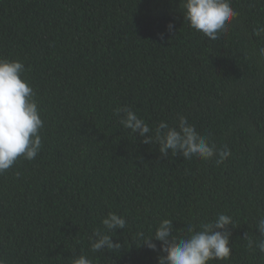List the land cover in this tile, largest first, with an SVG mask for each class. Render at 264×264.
Here are the masks:
<instances>
[{
	"label": "trees",
	"instance_id": "obj_1",
	"mask_svg": "<svg viewBox=\"0 0 264 264\" xmlns=\"http://www.w3.org/2000/svg\"><path fill=\"white\" fill-rule=\"evenodd\" d=\"M183 2L0 0V58L24 64L43 121L37 157L0 174L5 264H158L161 242L154 252L138 232L170 219L185 235L221 213L232 254L209 264H264L244 238L259 239L264 214V0H230L237 15L216 40L189 27ZM125 106L153 131L182 115L231 155L162 156L120 124ZM109 212L126 219L122 247L94 252Z\"/></svg>",
	"mask_w": 264,
	"mask_h": 264
},
{
	"label": "clouds",
	"instance_id": "obj_2",
	"mask_svg": "<svg viewBox=\"0 0 264 264\" xmlns=\"http://www.w3.org/2000/svg\"><path fill=\"white\" fill-rule=\"evenodd\" d=\"M237 13L231 7L230 0H184L183 16L189 27L201 32L211 40H216L228 30L231 21ZM169 24V30L172 29ZM256 35L264 33V27L258 28ZM264 56V48L259 50ZM25 72L24 64L19 60L0 58V174L10 169L19 158L34 160L42 146L40 130L43 121L40 117L38 103L34 99L35 93L26 79H22ZM123 113V116L120 114ZM115 114L120 118V124L143 138V143L158 145L162 156L181 154L185 159L193 157L202 160L216 158L221 164L231 155L225 147L217 150L206 137L201 136L187 118L179 116L175 127H170L161 121L153 131L149 125L130 108H117ZM102 229L93 232L91 250L96 252L107 249L110 252L119 251L120 243H113L112 236L117 229L126 228V219L122 215L109 212L101 221ZM229 226L234 222L231 216L218 214L211 221L202 223L199 230L188 226L187 234H174L173 221L162 219L151 235L138 232L140 245H146L152 251H158L157 244L161 242L158 264H209L210 261L228 260L232 254L230 244L231 232ZM259 239L248 237L247 247L264 253V214L255 223ZM0 264H5L0 259ZM71 264H93L92 260L80 255Z\"/></svg>",
	"mask_w": 264,
	"mask_h": 264
}]
</instances>
